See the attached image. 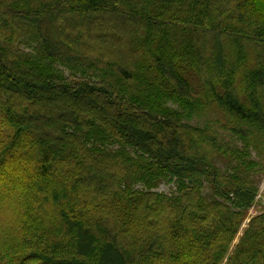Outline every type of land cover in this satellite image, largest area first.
<instances>
[{"label":"trees","instance_id":"trees-1","mask_svg":"<svg viewBox=\"0 0 264 264\" xmlns=\"http://www.w3.org/2000/svg\"><path fill=\"white\" fill-rule=\"evenodd\" d=\"M263 153L264 0H0V264H264Z\"/></svg>","mask_w":264,"mask_h":264},{"label":"rangeland","instance_id":"rangeland-1","mask_svg":"<svg viewBox=\"0 0 264 264\" xmlns=\"http://www.w3.org/2000/svg\"><path fill=\"white\" fill-rule=\"evenodd\" d=\"M200 121L203 122L202 119L195 118L192 120V123L201 124ZM263 155H264V153H263ZM263 162H264V158H263ZM219 165H221V164L219 163ZM158 189L160 191L168 192L171 189V185L166 184V183H162L159 185ZM263 208H264V171L260 172V174L258 175V192H257V196H256V202L253 205V207H251V209L249 210V215H254V214L258 213L259 211H261ZM247 222H248V218H246L243 221L242 226L239 230V233L237 234V236L235 237V239L232 242V247L234 246V244H236L238 238L240 237L242 229L246 226Z\"/></svg>","mask_w":264,"mask_h":264}]
</instances>
